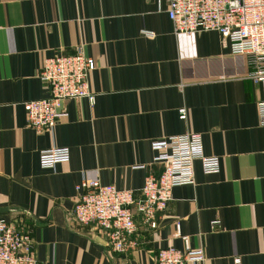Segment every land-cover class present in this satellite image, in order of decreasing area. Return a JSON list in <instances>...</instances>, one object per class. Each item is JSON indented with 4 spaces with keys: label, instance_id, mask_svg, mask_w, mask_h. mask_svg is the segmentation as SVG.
Masks as SVG:
<instances>
[{
    "label": "crops",
    "instance_id": "1",
    "mask_svg": "<svg viewBox=\"0 0 264 264\" xmlns=\"http://www.w3.org/2000/svg\"><path fill=\"white\" fill-rule=\"evenodd\" d=\"M167 0H0V219L21 220L45 264H155L159 250L201 248L200 264H264V127L247 58L216 32L175 35ZM94 58V102L70 100L52 131L37 133L23 104L45 99L46 57ZM184 109L186 119L179 118ZM198 133L220 171L177 186L156 232L111 253L102 231L71 219L84 178L132 190L157 175L151 142ZM70 150L54 169L41 151ZM213 221L218 223L211 225Z\"/></svg>",
    "mask_w": 264,
    "mask_h": 264
},
{
    "label": "built area",
    "instance_id": "2",
    "mask_svg": "<svg viewBox=\"0 0 264 264\" xmlns=\"http://www.w3.org/2000/svg\"><path fill=\"white\" fill-rule=\"evenodd\" d=\"M167 16L175 35L216 32L231 49L232 55L247 58L248 80L260 86L261 99L257 103L259 124L264 127V0H167ZM95 59L81 50L73 55L46 57L40 80L48 87L45 99L23 104L30 128L37 133L52 131L64 114V104L70 100L86 99L93 104L94 94L88 77L95 70ZM179 118L186 119L184 109ZM154 161L161 163L157 175L146 176L139 197L132 190H119L114 185H102L96 178H84L76 187L78 200L71 211L72 221L79 226H94L102 231L111 253L128 254L139 248L141 233L156 232L158 222L172 200L177 186L194 183V163H200L204 175L217 174L220 161L206 156L198 133L163 137L151 142ZM70 150L48 148L39 155L42 169H54L58 163L69 161ZM218 222L213 221L212 226ZM184 248L168 247L159 250L155 264H200L204 258L201 248L191 250L187 238L180 235ZM0 264H45L35 256L29 231L21 220L0 219ZM232 264H241L234 257Z\"/></svg>",
    "mask_w": 264,
    "mask_h": 264
},
{
    "label": "water",
    "instance_id": "3",
    "mask_svg": "<svg viewBox=\"0 0 264 264\" xmlns=\"http://www.w3.org/2000/svg\"><path fill=\"white\" fill-rule=\"evenodd\" d=\"M4 210H6V209H1V210H0V213H1V211H4Z\"/></svg>",
    "mask_w": 264,
    "mask_h": 264
}]
</instances>
